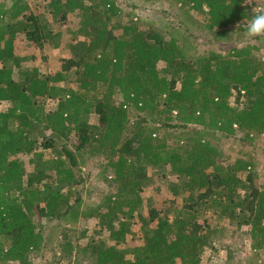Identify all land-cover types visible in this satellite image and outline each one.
<instances>
[{"label":"trees","instance_id":"obj_1","mask_svg":"<svg viewBox=\"0 0 264 264\" xmlns=\"http://www.w3.org/2000/svg\"><path fill=\"white\" fill-rule=\"evenodd\" d=\"M40 1L54 21L76 11L84 38L69 44L71 57L61 59L53 74L23 66L18 35L37 48L61 33L40 23L27 0H0V104H8L0 109V264H31L29 254L46 241L38 221L79 217L80 201H70L79 183L76 154L65 144L72 136L77 151L104 157L102 172L112 174L104 178L113 192L83 214L96 216L97 233L107 237L79 245L69 236L70 224L61 231L62 256L88 252L91 264H200L217 231L198 221L209 208L229 226L248 228L254 254L264 250V183L256 182V164L251 156L226 164L213 141L239 133L250 142L264 135L259 46L247 42L194 56L186 40L178 41L182 30L165 36L151 24L139 27L131 15L121 21L114 0ZM169 1L213 34L210 43L248 40L242 23L251 8L244 0ZM68 77L77 89L62 86ZM91 115L97 116L94 124ZM171 129H179L174 141ZM47 131V141L38 142ZM52 146L56 156L37 150ZM23 154L34 164L32 172ZM149 167L159 169L173 196L186 193L171 218L153 207L142 214Z\"/></svg>","mask_w":264,"mask_h":264},{"label":"rangeland","instance_id":"obj_2","mask_svg":"<svg viewBox=\"0 0 264 264\" xmlns=\"http://www.w3.org/2000/svg\"><path fill=\"white\" fill-rule=\"evenodd\" d=\"M27 1L33 13L40 16V23L52 27L53 29L61 30L63 35L54 42L57 44V47L53 45L49 47L47 46L48 43H46L47 47L44 49L47 56L46 59L43 57L39 59L36 48L25 39L24 35H18L15 40L16 53L20 59L22 58L21 64L23 66H38L42 74H53L59 71L61 59L71 57L69 44L84 38L82 34L78 33L80 17L76 14V11H74L66 16L65 21H54L49 14H47L48 17L45 15L44 2L40 0ZM114 2L119 5L121 11L119 18L121 21L126 20V15L127 17L131 15L133 19H137L139 27L147 28V26L151 24L165 36L172 35L178 29L182 30V34L179 36L178 41L182 44L181 41L186 40L183 44L186 46L188 53H192L194 56L204 55L210 49L224 52L232 46H240L247 42L259 46V51H257L259 57L264 55V36L251 40L237 39L232 42L227 39L228 41L216 40L210 43L209 40L213 38V34H206L202 29L197 28L198 26L193 21V17L183 14L178 6L169 0H114ZM256 3L259 4L261 8H264V0H256ZM244 4L250 7L245 2ZM198 18L199 20L197 21L203 22L201 17ZM120 31V29H115L114 33L120 34ZM183 37H185V39H183ZM61 84L63 87L68 86L73 89H77L78 87L77 83L71 77H68L66 82ZM92 95H97V90ZM7 106V103H1L0 109H5ZM136 117L135 112H131V119L134 120ZM89 121L91 124H94L97 122V116L91 115ZM177 130L179 131V129ZM177 130L171 129L167 131L175 133L168 137L172 141H174L175 135H179ZM164 132V129L159 131L160 134ZM48 137V131L44 132L43 135L39 134L38 142H46ZM129 137L130 134L125 136V138ZM213 141L217 143L223 153L226 164L234 161L238 157L251 156L256 164V182L258 184L264 183V135L253 136L250 142L241 140V135L239 133L232 136H222L219 137L218 140L213 139ZM65 144L68 149L75 151L74 154H76L75 169L78 170L79 183L72 186L70 201L72 203L74 200L80 201V214L75 222L66 220H52V222L48 220L38 221L41 229L45 231L46 241L42 250L33 251L29 254L31 264H91V260L87 257L88 252L84 254L81 253L78 257H69L64 254V256H62L58 243L61 241V231L64 227H70L72 225L73 232H70L69 236L73 238L74 243L83 246L89 243L91 239L97 240L98 237H107L106 232H102L101 235L97 233L99 227L97 226L96 216L90 215L86 217V215H83L96 208L106 194L113 192L110 181L104 178L106 176L110 179L112 174L110 172H105L103 175L102 172L106 160L103 156L97 155L96 153L88 154L87 152L77 151V149H75L77 141L73 136L69 141L65 142ZM57 145L59 146L60 144L57 143L56 146L54 144L55 147H57ZM54 146L47 148L38 147L37 150H44V157H50L55 155L52 150ZM20 158L25 162L26 171L32 172L34 164L28 162L29 157L23 154ZM147 177L148 178L144 180L143 189L141 191L143 199L141 205L142 214L146 216L148 209L153 207L156 210L162 211V214H168L171 218L174 211L182 205L186 193L177 195L176 197L173 196L172 192L169 190L170 184L168 180L157 167H149L147 169ZM220 216L209 208L204 214L198 217V221L204 225V229H206V224L208 228L217 229V231L214 232L215 235L212 246L206 247L201 253L200 264H264V250L259 251V254L256 255L254 254V250L251 249L247 234L248 228L242 226L240 229H237L235 226H229L227 219ZM203 221H205L206 224H204ZM140 222L139 218L135 219V224L133 225L134 232L139 231ZM222 227H226L227 231H220ZM108 244H110L109 241ZM83 258L86 260H82Z\"/></svg>","mask_w":264,"mask_h":264},{"label":"clouds","instance_id":"obj_3","mask_svg":"<svg viewBox=\"0 0 264 264\" xmlns=\"http://www.w3.org/2000/svg\"><path fill=\"white\" fill-rule=\"evenodd\" d=\"M251 7V11L247 12L248 17L244 19V36L251 40L264 36V8L256 3V0H244Z\"/></svg>","mask_w":264,"mask_h":264},{"label":"crops","instance_id":"obj_4","mask_svg":"<svg viewBox=\"0 0 264 264\" xmlns=\"http://www.w3.org/2000/svg\"><path fill=\"white\" fill-rule=\"evenodd\" d=\"M52 28V27H51ZM53 31H58V32H60L61 33V36L63 35V32L61 31V30H57V29H53ZM60 36V37H61ZM59 37V38H60ZM58 39V38H57ZM46 43H48V45L47 46H49V47H52V45L54 46V47H57V44H55V43H53V44H50L49 42H44V44H43V46H41V47H37L36 48V46L34 47V48H36V52H37V55H39V59L40 58H47V56H46V53L44 52V49H45V47H47L46 46Z\"/></svg>","mask_w":264,"mask_h":264},{"label":"built area","instance_id":"obj_5","mask_svg":"<svg viewBox=\"0 0 264 264\" xmlns=\"http://www.w3.org/2000/svg\"><path fill=\"white\" fill-rule=\"evenodd\" d=\"M258 6H259V4H258ZM259 7H261V6H259ZM134 20H136V18ZM260 58L264 61V55H262ZM251 136H252V134H251Z\"/></svg>","mask_w":264,"mask_h":264}]
</instances>
